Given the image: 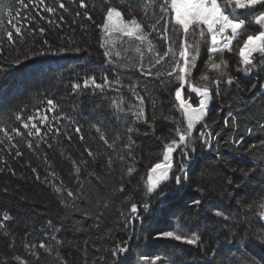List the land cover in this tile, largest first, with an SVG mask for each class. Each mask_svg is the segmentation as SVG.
<instances>
[{
	"label": "trees",
	"instance_id": "obj_1",
	"mask_svg": "<svg viewBox=\"0 0 264 264\" xmlns=\"http://www.w3.org/2000/svg\"><path fill=\"white\" fill-rule=\"evenodd\" d=\"M9 2L11 15L5 10L3 21L4 28L13 32L14 42L7 41L6 32L0 40V109L5 110L0 112V127L12 140L0 132V218L9 216L0 228V264H20L17 256L24 264H264V245L257 242L264 238L260 218L264 207V59L257 54L253 71L245 74L237 71L238 51L225 53L234 79L232 84L222 80L218 92L210 85L213 98L206 117L209 127L204 131L210 133L211 148L198 138V126L193 133L195 152L189 153L191 161L181 184L170 179L162 186L166 195H149L148 169L162 159L164 142L174 138L175 124L168 118L179 115L173 110L175 86L168 83V77L155 75L170 68L165 62L153 68V75L143 74L136 45L126 37L114 38L109 62L99 47L98 25L106 8L114 6L126 18L132 12L144 20L148 31L153 12L159 14L160 0L147 7L146 0H84L85 8L79 0H44L43 5L39 0H25L26 9L19 0ZM60 2L67 10L59 8ZM45 6L55 7V13L44 12ZM254 14L255 10L236 13L248 23L234 48L259 31L250 23ZM12 24L21 27L22 37L16 36ZM151 38L161 53L166 50L155 33ZM60 49L65 51L50 54ZM41 50L49 54L33 56ZM143 56L147 69L149 53L144 51ZM207 60L205 42L192 73L194 84L202 83L199 78ZM90 76L101 84L107 76L111 86L73 90V83L82 84ZM138 97L143 98L147 123L127 114L139 106ZM47 99L57 109L48 113L41 135L29 136L22 123L38 110L44 111ZM114 102L125 109L118 118ZM17 114L22 115L19 121ZM97 125L112 148L100 139ZM129 127L138 129L131 134L135 141L132 157L125 148ZM13 128L21 134L16 135ZM181 161L180 155L174 156V172ZM128 166L135 169L132 176L127 175ZM56 188L61 191L57 193ZM69 190L74 194L71 197ZM195 200L201 203L194 205ZM132 204L137 205L136 214L131 212ZM214 210L228 219L215 216ZM166 231L186 237L196 233L200 241L189 245L156 238ZM42 241L44 248L39 246ZM120 247H126V252H118ZM155 257L159 259L154 261Z\"/></svg>",
	"mask_w": 264,
	"mask_h": 264
},
{
	"label": "snow or ice",
	"instance_id": "obj_2",
	"mask_svg": "<svg viewBox=\"0 0 264 264\" xmlns=\"http://www.w3.org/2000/svg\"><path fill=\"white\" fill-rule=\"evenodd\" d=\"M151 2L155 4V0H146L145 7ZM41 5L44 4V0H39ZM104 3H109V0H104ZM21 8H27L28 4L25 0H19ZM259 5L260 9L256 6ZM59 8L67 10L63 2L59 3ZM79 6L85 8L84 0H79ZM12 4L9 0H4L0 3V40L4 38L6 32V38L9 42H14L13 32L7 31L4 28L3 14L5 10H8L11 15ZM264 0H160L159 2V14L153 12L151 16L152 23L147 25L148 31H145L144 20H138L136 16L129 12L127 18L124 12L117 7L108 6L104 12L103 22L98 25L101 30L99 47L103 49V56L108 59L109 62L113 60V48L115 44L114 38H127L129 41H133L136 45L135 51L140 55L141 63L139 70L145 75H153V68L163 63H168L170 71L166 73L156 72L157 78L160 75H164L169 78L168 83L173 84L174 92L173 96V110L179 115L176 118L169 117L175 124L174 138L164 142L163 151L161 153L162 159L159 162L154 163L147 172L146 180V192L149 195L155 194L163 197L166 195L163 192L162 186L166 184L170 179L175 180L177 186L181 184L182 174L187 171V164L191 161L189 153L195 152V140L197 137L193 135L197 127L200 126L198 138L211 148L208 137L210 133L205 132L204 129L209 127L206 122L207 113L209 110L210 102L213 98V92L210 85H214L219 89V84L222 80H226V83L232 84L233 77L228 71V61L224 59L225 53H232L234 50L238 51L239 65L237 71H242L245 74H251L255 67L254 60L257 54L264 59ZM255 10L251 18L250 23L258 26L259 31L256 34H249L243 40L242 45H238L234 48V41H238L240 36L246 30V22L244 19L239 18L236 13L242 11ZM44 12L55 13L56 8L52 6H45ZM87 15V12L84 13ZM19 15V13H17ZM91 19V17H88ZM145 19H148L145 14ZM163 21V23H161ZM17 37H22L21 27L12 24ZM43 31V29H41ZM152 33H155L157 37L163 41L167 48L162 53L158 50L157 45L151 38ZM207 42L208 44V60L205 62V72L201 74L200 84H194L192 79V73L197 67V60L200 54L201 44ZM64 49L59 51L51 50V55H60L64 52ZM76 52L80 49L76 48ZM147 51L149 53V66L147 69L143 65V53ZM49 52L39 51L33 53V56L48 55ZM118 56L119 53H116ZM218 58V59H217ZM27 59V57H26ZM20 63L19 60L16 61ZM2 71V69H0ZM209 72L215 73L214 76H210ZM111 83L107 76L104 77L103 84L98 83L95 76L86 77L81 83H73V90H78L81 87L87 89L90 86L95 88H103L105 85L111 86ZM119 84V81H116ZM139 106L135 110H129L127 114L135 117L137 121H143L147 123V118L143 109V98L138 97ZM113 108L117 115L125 113V109L120 103L114 102ZM57 109L56 103L52 99L46 100V109L44 111L38 110L35 117L28 116L22 123V128L29 129L28 135H41V127L46 126L49 119L48 113H55ZM4 109H0V112H4ZM17 121L22 119L21 114L15 116ZM55 119V116L52 117ZM2 123V121H0ZM227 123V121H226ZM39 125V126H38ZM76 132L80 133L79 126L76 127ZM97 133H100V139L104 143L112 148L113 145L108 142L107 138L101 133L99 125L95 128ZM12 131L16 135H20L18 129L13 128ZM49 131H58L49 129ZM138 131L129 127L127 132L128 143L125 148L128 149L127 156H133V148L135 141L132 139V133ZM0 132H4L8 140H12V136L8 134V131L4 127H0ZM81 140L84 139L83 135L80 136ZM29 147H32L29 144ZM88 155L92 156L93 153L87 150ZM19 156L21 153L16 152ZM180 155L182 161L174 172V156ZM120 161L125 160V156L119 157ZM112 159L108 160V167H112ZM32 171L36 173V169ZM76 173H80V168L75 169ZM135 169L133 166L127 167V175L132 176ZM54 175V174H53ZM37 180L40 179L39 174L36 176ZM47 179V177L45 178ZM123 191V187L120 189ZM60 188H56V192L59 193ZM69 197L73 196V192L69 190L67 192ZM194 205L201 203L199 200L192 202ZM68 205H65L67 207ZM144 209L149 208V204L143 205ZM131 212L137 213V205L132 204ZM217 217H223L225 220L228 217L220 210H214L213 213ZM9 216L5 214L0 218V228L4 226L3 221H7ZM51 224V221H49ZM158 239H174L189 245H197L200 241L198 234L193 233L190 237L182 236L173 231H166L156 234ZM259 244L264 245V238L257 241ZM41 248L45 247L42 241L39 245ZM25 247H28L27 245ZM35 247V246H32ZM126 247L118 248V252H126ZM116 255V252L113 253ZM20 261V264H24L19 256L15 258ZM159 257H155L158 260Z\"/></svg>",
	"mask_w": 264,
	"mask_h": 264
},
{
	"label": "rangeland",
	"instance_id": "obj_3",
	"mask_svg": "<svg viewBox=\"0 0 264 264\" xmlns=\"http://www.w3.org/2000/svg\"><path fill=\"white\" fill-rule=\"evenodd\" d=\"M262 90L264 91V84L262 85ZM260 218H261L262 223L264 224V207H263L262 213L260 214ZM140 264H152V262L147 261L145 263L142 261Z\"/></svg>",
	"mask_w": 264,
	"mask_h": 264
}]
</instances>
